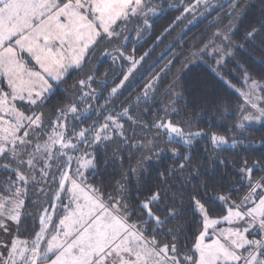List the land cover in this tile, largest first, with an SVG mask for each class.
<instances>
[{
    "label": "snow or ice",
    "instance_id": "obj_1",
    "mask_svg": "<svg viewBox=\"0 0 264 264\" xmlns=\"http://www.w3.org/2000/svg\"><path fill=\"white\" fill-rule=\"evenodd\" d=\"M257 124L264 0H0V264H264Z\"/></svg>",
    "mask_w": 264,
    "mask_h": 264
},
{
    "label": "trees",
    "instance_id": "obj_2",
    "mask_svg": "<svg viewBox=\"0 0 264 264\" xmlns=\"http://www.w3.org/2000/svg\"><path fill=\"white\" fill-rule=\"evenodd\" d=\"M242 3H246V4H256L257 3V0H241ZM252 11H254V9H252ZM163 23H166V21H162L161 24ZM159 25L157 27V30H159ZM204 28V25H201L199 28L195 29V31L192 33V35H198L200 31H202ZM191 38V36L189 37V39ZM104 69L102 68L101 69V72H103ZM205 72V68L203 65H199V66H196L194 65L192 67V70L191 72L189 73V76H195V75H200V74H203ZM69 83H72V81H69ZM241 103L240 100L237 99V96L236 95H232L230 97V102H229V107H235L237 104ZM217 120L219 121V117L217 118ZM91 121H89L90 123ZM205 123H207V121L205 120ZM233 123V120L232 119H226V120H223L220 122L219 124V127H220V130H221V134H226V135H232L231 132H224V129L227 128L229 125H231ZM248 135L251 136L253 139H255L256 141H259L261 139V137H264V127H262L261 125L257 124V125H254V127L252 128L251 131L248 132ZM162 147H168V148H171V147H175L176 145L174 144H162L161 145ZM206 147V142L205 141H201L197 146H196V151H202V149ZM234 151H238V150H232V149H229L228 151H225V152H222V156L224 157H227L229 160H233L235 159L236 157L233 156V155H230V152H234ZM109 156L111 155V153L108 154ZM168 155H170L169 153H165V157H164V160H163V163L165 165H169L171 163V160H169L167 157ZM203 157H201L202 159ZM255 157H250L249 159H254ZM134 163V160L133 161H125L124 162V168H127L128 167V164L129 163ZM101 167L105 173L103 179L104 180H107L110 178V174L112 172V169L115 167V168H118L119 165H111L109 167H104V163H103V160L101 161ZM102 181L101 180H97L96 183L99 185Z\"/></svg>",
    "mask_w": 264,
    "mask_h": 264
}]
</instances>
